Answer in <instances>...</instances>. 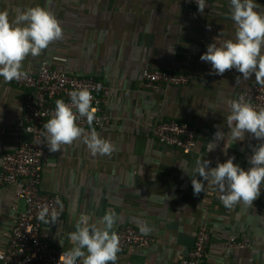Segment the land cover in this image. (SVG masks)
Instances as JSON below:
<instances>
[{"label":"crops","instance_id":"0c3cea01","mask_svg":"<svg viewBox=\"0 0 264 264\" xmlns=\"http://www.w3.org/2000/svg\"><path fill=\"white\" fill-rule=\"evenodd\" d=\"M254 2L256 10L264 13V0ZM205 4L200 13L198 6L186 0H0V11H7L10 20L41 6L54 13L63 30L62 39L53 41L39 56L24 60L23 71L35 73L46 59L55 70L95 76L112 91L111 127L85 131L95 130L117 151L111 156L93 155L82 139L63 145L59 152L48 150L41 190L60 195L67 206L62 219L42 224V239L55 248L74 247L68 235L82 215H90L95 222L111 209L119 217L115 232L124 225L140 230L147 223L151 229L147 235L155 242L153 247L118 253L115 264H178L202 227L211 234L209 263L264 264V182L252 206L240 202L227 208L218 186L195 172L198 160L216 167L232 157L248 170L253 150L264 143L250 133L236 142L227 136L229 102L238 100L240 92L256 81L254 74L245 80L235 69L210 74L211 64L201 61L208 45L234 40L236 32L230 0ZM172 68L187 73L190 82L157 91L142 87L143 70ZM25 98V90L0 79V172L3 156L14 152L26 137ZM167 119L197 127V145L191 154L151 137V128ZM218 131L232 144L227 154L226 140H215ZM214 140L217 148L207 152L208 142ZM192 176L205 184L199 194H194ZM20 190L19 184L0 186V253L6 251L15 226L12 208L24 209L17 197ZM243 235L251 239L250 247L227 249L231 239Z\"/></svg>","mask_w":264,"mask_h":264},{"label":"clouds","instance_id":"9594fccd","mask_svg":"<svg viewBox=\"0 0 264 264\" xmlns=\"http://www.w3.org/2000/svg\"><path fill=\"white\" fill-rule=\"evenodd\" d=\"M195 2L198 11L203 13L205 0ZM257 8L254 0H230V18L236 25L235 39L226 40L219 46L215 43L208 45L200 59L211 64L210 74L223 75L235 69L245 80L251 79L254 74L256 83L264 87V13L258 12ZM62 38L63 30L59 20L44 7L35 6L21 11L14 20L9 19L7 11H0V77L5 82L26 78L24 60L29 55L39 56L53 41ZM69 96L70 103L63 99L55 101L54 115L43 125L49 152H59L63 145H71L82 139L93 155L111 156L118 150L115 144L102 138L95 130L86 132L77 124L79 117H86L89 125L96 118L97 108L93 107L91 91L82 88L71 91ZM229 104L231 112L226 117L229 129L227 136L236 142L250 133L256 139L264 140V108L257 111L245 102L243 96ZM224 136V132L218 131L215 140H226ZM215 140L208 142L207 152L217 148ZM231 146L226 140L225 154ZM234 159L229 158L216 167H209L211 162L208 160H198L195 172L203 181L218 186L222 193L220 200L225 207L232 208L240 202L252 206L260 196L264 182V143L253 150L249 158L252 165L250 169H243L233 162ZM192 177L194 194L204 191L205 184L196 176ZM59 215L55 208L50 211L45 205L38 212L37 218L47 225L58 221ZM118 219L117 213L111 209L95 222H92L90 215H82L76 230L68 235L74 247L63 251L58 264H78V261L79 264H115L117 254L121 251L120 237L113 230ZM140 230L147 234L151 229L144 223ZM0 259H3V253H0Z\"/></svg>","mask_w":264,"mask_h":264},{"label":"built area","instance_id":"2783aa9c","mask_svg":"<svg viewBox=\"0 0 264 264\" xmlns=\"http://www.w3.org/2000/svg\"><path fill=\"white\" fill-rule=\"evenodd\" d=\"M186 2L189 5L198 6L195 0H186ZM26 73V78L19 81L5 82L3 77H0L5 83L25 90L24 128L32 136L30 142H23L14 152L3 156L0 186L21 185L17 197L24 202V209H19L18 205L12 208L15 226L0 264H58L63 251L42 239L43 223L37 218L38 212L45 205L50 211L55 208L60 214L59 219H62L67 211V206L60 195L43 193L41 190L44 167L49 156L46 129L43 125L53 117L57 99L70 103L71 91L88 88L94 97L93 107L97 108L96 118L89 125L86 117H79L78 126L85 130L109 129L113 122L109 111L112 91L103 80L95 76L55 70L50 67L46 59L41 62L35 73ZM189 82V75L176 68L145 69L142 73V87L149 91L179 87ZM240 96H243L245 102L251 104L257 111L264 108V87L257 83L242 90L238 99ZM150 135L163 146L178 149L183 154L189 155L197 145L198 129L185 120L167 119L155 124L150 130ZM116 233L120 237V254L137 248L153 247L155 243L152 237L132 225H124ZM210 242V231L206 227L200 228L194 246L178 264H211L207 260ZM251 242L247 235H243L239 240L231 239L227 249L248 248ZM124 264L141 263L128 261Z\"/></svg>","mask_w":264,"mask_h":264},{"label":"water","instance_id":"95a60500","mask_svg":"<svg viewBox=\"0 0 264 264\" xmlns=\"http://www.w3.org/2000/svg\"><path fill=\"white\" fill-rule=\"evenodd\" d=\"M31 138H32L31 134L26 133V137L24 139V142H30L31 141Z\"/></svg>","mask_w":264,"mask_h":264}]
</instances>
